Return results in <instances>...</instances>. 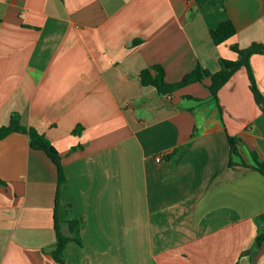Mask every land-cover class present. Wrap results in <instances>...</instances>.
I'll use <instances>...</instances> for the list:
<instances>
[{"label":"crops","instance_id":"0c3cea01","mask_svg":"<svg viewBox=\"0 0 264 264\" xmlns=\"http://www.w3.org/2000/svg\"><path fill=\"white\" fill-rule=\"evenodd\" d=\"M225 21L237 34L215 45ZM253 44L264 0H0V128L19 114L65 174L56 214L57 167L28 135L0 141V264H58L56 216L67 236L79 222L67 264H264V112L247 69L217 101L210 79L161 96L140 78L215 73ZM250 67L264 95V52Z\"/></svg>","mask_w":264,"mask_h":264},{"label":"trees","instance_id":"16d2710c","mask_svg":"<svg viewBox=\"0 0 264 264\" xmlns=\"http://www.w3.org/2000/svg\"><path fill=\"white\" fill-rule=\"evenodd\" d=\"M237 34V29L231 21H225L219 24V26L210 31L211 38L215 45H221L226 43L229 39ZM232 51L239 55L238 61L221 60V69L218 72L212 73L200 65L191 73L187 74L181 81L176 83H168L165 79V70L161 66H154L151 69H146L141 72L140 78L144 87H153L156 89L159 95L169 96L175 92L186 88L187 86L202 83L206 79L211 80L209 87L210 98L218 100L219 91L231 80L233 75L241 68L245 67L249 75L250 90L254 96L255 102L264 112V95L259 90L256 80L253 76L250 67V57L253 54L263 53L264 46L253 44L251 47L245 50L239 49L237 46L231 47ZM201 101V100H199ZM13 133H21L29 136L30 147L33 150L44 152L48 158L57 167L58 171V186L56 192V214L59 208V199L61 195V188L65 181V174L61 163V156L57 149L51 144V142L43 135L40 134L34 128H27L21 125L20 115L14 113L11 116L10 124L0 128V141L8 137ZM231 146V159L234 157H240L237 149V139L229 137ZM181 151H175L174 155L180 156ZM172 157V156H171ZM233 164L231 160V165ZM264 176V163L257 162V166L253 168ZM0 185H4V182L0 179ZM260 220H264V215ZM62 222L55 217V231L57 242L55 249L52 251V258L58 264H67L65 260V251L69 243L74 242L80 245L79 241V222L69 221L66 225L69 228V235H64L62 232ZM264 243V230L258 234L256 238L257 246H261Z\"/></svg>","mask_w":264,"mask_h":264},{"label":"built area","instance_id":"2783aa9c","mask_svg":"<svg viewBox=\"0 0 264 264\" xmlns=\"http://www.w3.org/2000/svg\"><path fill=\"white\" fill-rule=\"evenodd\" d=\"M161 160H162V159H161L160 157H159V158H157V161H158V162H160Z\"/></svg>","mask_w":264,"mask_h":264}]
</instances>
